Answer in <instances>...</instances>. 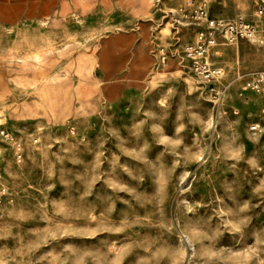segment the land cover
<instances>
[{
  "label": "rangeland",
  "instance_id": "374dc122",
  "mask_svg": "<svg viewBox=\"0 0 264 264\" xmlns=\"http://www.w3.org/2000/svg\"><path fill=\"white\" fill-rule=\"evenodd\" d=\"M2 127L0 264H264V0H0Z\"/></svg>",
  "mask_w": 264,
  "mask_h": 264
},
{
  "label": "built area",
  "instance_id": "2783aa9c",
  "mask_svg": "<svg viewBox=\"0 0 264 264\" xmlns=\"http://www.w3.org/2000/svg\"><path fill=\"white\" fill-rule=\"evenodd\" d=\"M181 16L193 24L201 27L196 33V40L185 48V57L189 61L191 71L201 80L207 81L216 77L220 71L210 65L208 58L217 40L222 37L227 43H235L240 39L253 38L255 29L244 18L240 17L233 21L215 19L210 14V6L206 2H189L185 9H182ZM161 60L166 58L165 52L160 53ZM0 141L13 147L15 159L18 164L23 160L21 142L9 129L0 128ZM2 152L0 150V160ZM10 200V190L4 181L0 165V207Z\"/></svg>",
  "mask_w": 264,
  "mask_h": 264
}]
</instances>
